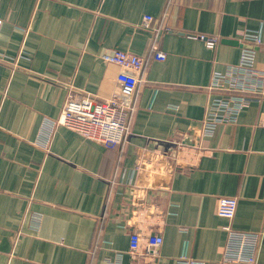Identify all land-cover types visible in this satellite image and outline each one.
<instances>
[{
    "label": "crops",
    "instance_id": "1",
    "mask_svg": "<svg viewBox=\"0 0 264 264\" xmlns=\"http://www.w3.org/2000/svg\"><path fill=\"white\" fill-rule=\"evenodd\" d=\"M0 21V264H231L225 225L258 233L264 264V83L235 121L198 133L212 71L237 62L245 31L264 67V0H0ZM153 38L165 57H148L122 143L65 125L45 137L67 99L117 89L103 50L145 55ZM222 196L237 200L230 220Z\"/></svg>",
    "mask_w": 264,
    "mask_h": 264
},
{
    "label": "built area",
    "instance_id": "2",
    "mask_svg": "<svg viewBox=\"0 0 264 264\" xmlns=\"http://www.w3.org/2000/svg\"><path fill=\"white\" fill-rule=\"evenodd\" d=\"M151 21L152 16L146 14L142 17L140 26L150 28ZM200 38L205 39L208 47H215L216 37L200 35ZM240 42L241 51L237 62L227 65L223 71H212L209 87L216 94L210 98L205 117L199 121L200 135L211 133L219 123L235 121L244 107L252 100H258V95L263 92L264 67L258 65L255 59L256 49L262 44L260 35L256 31H245ZM154 43L153 38L145 55L116 48L103 50L101 59L116 64L119 68L116 76L117 89L104 100L96 101L87 95L80 101L67 99L59 119L44 122L45 137H49L57 125H65L105 147L122 143L129 132L136 109L135 94L147 59L149 56L161 60L165 57L164 53L156 51ZM259 125L264 127V112L259 117ZM236 205L237 200L233 196L219 197L216 212L230 220L235 214ZM223 229L226 231L223 260L231 264H255L260 235L235 230L229 225H225ZM161 243L160 234H151L144 251L153 252ZM138 246V236L131 234L129 252L136 253Z\"/></svg>",
    "mask_w": 264,
    "mask_h": 264
}]
</instances>
